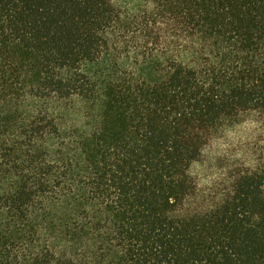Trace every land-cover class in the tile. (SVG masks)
Instances as JSON below:
<instances>
[{
  "label": "trees",
  "instance_id": "1",
  "mask_svg": "<svg viewBox=\"0 0 264 264\" xmlns=\"http://www.w3.org/2000/svg\"><path fill=\"white\" fill-rule=\"evenodd\" d=\"M0 264H264V0H0Z\"/></svg>",
  "mask_w": 264,
  "mask_h": 264
},
{
  "label": "rangeland",
  "instance_id": "2",
  "mask_svg": "<svg viewBox=\"0 0 264 264\" xmlns=\"http://www.w3.org/2000/svg\"><path fill=\"white\" fill-rule=\"evenodd\" d=\"M243 132H244V135L242 136V139H241V135ZM242 133L238 130H232V131L226 132L225 134L219 136L218 138H215L213 142L211 143L210 147L205 152L201 165H208L216 158L221 159L222 157H224L225 159H228L229 158L228 154L233 153V151L238 152L237 156L238 158H240L239 149L244 144L245 139H247V136L245 135L246 129H242ZM220 163H221V160L219 161L218 164ZM195 172L200 175L199 166L195 168ZM214 173L216 174L217 172L214 171ZM199 178H200V181H202L204 186L208 184H214L217 182L215 180L216 177L215 175H213V172H210L203 177L199 176Z\"/></svg>",
  "mask_w": 264,
  "mask_h": 264
}]
</instances>
